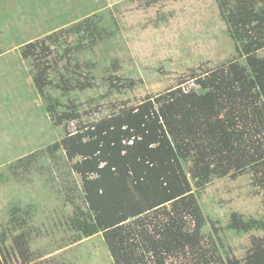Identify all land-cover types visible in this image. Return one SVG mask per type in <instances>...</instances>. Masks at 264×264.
<instances>
[{
    "label": "rangeland",
    "instance_id": "1",
    "mask_svg": "<svg viewBox=\"0 0 264 264\" xmlns=\"http://www.w3.org/2000/svg\"><path fill=\"white\" fill-rule=\"evenodd\" d=\"M221 16L216 0H0V241L7 238L3 246L10 254L5 259L0 250V264L22 263L12 238L23 232L30 233L31 264H114L102 234L73 241L78 234L70 225L74 208L67 199L83 206L81 180L74 175L65 180L67 188L61 186L69 164L63 150L50 149L76 130L78 121L53 123L22 48L49 37L64 44L54 45L47 59L58 66L49 73L46 94L62 98L66 107L78 105L87 124L114 108L186 89L193 75L237 58ZM92 18H101L99 26L108 33L83 51L82 35L67 31ZM258 55L264 58V49ZM62 76L71 84L69 92L61 88ZM80 84L84 88L76 87ZM70 182L75 188L69 189ZM196 196L207 220L205 241L222 240L223 251L242 259L251 238L264 237L227 228L236 212L264 219V189L254 185L252 174L214 178ZM13 211L27 223L24 229H14Z\"/></svg>",
    "mask_w": 264,
    "mask_h": 264
},
{
    "label": "trees",
    "instance_id": "2",
    "mask_svg": "<svg viewBox=\"0 0 264 264\" xmlns=\"http://www.w3.org/2000/svg\"><path fill=\"white\" fill-rule=\"evenodd\" d=\"M216 2L237 58L193 75L186 89L171 88L138 105L114 108L87 124L78 105L66 107L62 98L46 94L49 73L58 66L47 59L54 45L64 44L49 37L22 48L23 58L33 62L34 85L46 95L53 123L78 121V128L50 149L63 150L69 164L61 186L67 188L65 180L74 175L81 180L83 206L67 199L74 208L70 225L78 234L73 241L102 234L114 264H264V237H252L240 259L222 250V240L205 241L202 234L207 220L196 193L214 178L250 173L254 185L264 189V58L258 55L264 49V0ZM97 19L67 31L82 35L83 51L108 33ZM60 81L64 91L72 89L64 77ZM13 214L14 229H24L27 223ZM227 228L237 234L264 232V219H244L236 212ZM29 237L23 232L12 238L21 264L34 261ZM6 240L0 241L5 259L10 256Z\"/></svg>",
    "mask_w": 264,
    "mask_h": 264
}]
</instances>
